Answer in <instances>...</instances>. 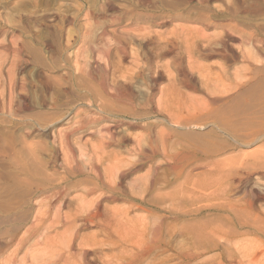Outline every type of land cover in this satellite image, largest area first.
Wrapping results in <instances>:
<instances>
[{"label":"rangeland","instance_id":"rangeland-1","mask_svg":"<svg viewBox=\"0 0 264 264\" xmlns=\"http://www.w3.org/2000/svg\"><path fill=\"white\" fill-rule=\"evenodd\" d=\"M143 1H144V4L142 3ZM143 1L142 0H0V47H1L0 48V59L3 55H6L4 54L6 52L4 51L5 49H8L9 47L10 48L21 47L23 50L26 46L23 53H24L25 60L27 61V64H28V65L26 64L23 67H21L20 70L17 71L18 73L17 72L15 73V75H17L16 77L18 79V82L22 83L24 86L23 94L27 98L28 108L23 111L19 110L20 107L18 103L17 105H12L9 99L10 86L8 84L9 82L8 72L10 69H12L13 57L11 55H12L13 49H11L10 56L8 57V61H6L5 63L2 62L3 65L0 68L1 69V74H0V109H1L0 110V264H18V263L19 264H50L48 263V261H50L51 258H47L48 255H47V252H45L47 251L46 248H48L46 246L49 245V244L47 245V242L48 243L49 241L52 242V240L55 241L59 237H60V240H58V242L56 241L55 242L58 244H61L64 242L63 240L65 237V233L63 232L64 229H62L61 226H56L54 224H51L52 222L50 221L46 223L47 226L45 224L44 228L41 227V230L43 231L42 232L40 230L42 232L41 234L37 233L38 236L37 235L35 237L31 236L29 238L30 240L27 239L25 241L24 243L25 247L17 248L18 247L17 244L19 240L22 237H24V234L26 235V232L30 229V227L33 228L36 222V218H35L37 216L36 213H38V210H39L38 206H40L39 204L41 203L40 200L43 201L42 200L43 197H40L41 196L40 193H37V192L34 193L36 189H38L36 187H39L40 184H42L45 181V178H47V180H49L50 178H53V180L55 181V179L58 177L59 174H60L59 175L60 177L63 176L62 174L63 170L61 169V165L62 163H64L63 161H65L64 160L65 154L62 151H60V149L62 148L59 144V141L57 143L56 142L54 143V139H53L54 135H58L59 134L58 132L59 131L62 132V130L64 132L67 128H68L67 130H69V127H72V128L76 127L78 121H81L85 118L91 117V119H94L95 117V119H101L100 120L101 125L99 127H95V128L93 127L87 132H84L85 134L79 133L71 137L72 145L77 151L78 160L83 162L86 165H88L87 162L92 157L95 158V161L98 162L99 160V162H101L100 164L102 168H108L109 166H111L114 163V160H116L115 157H117L118 159L119 158L125 159L130 163H134L137 160V158L136 156L132 154H135L133 152V149H134L136 142L141 140L140 142H142V144L144 145L146 144L145 142L148 141V138L151 137L153 142H158V144L161 145L162 144L161 138H164L166 133H167L166 135L167 145L169 146V144L170 145L172 144L169 147V148L172 147L171 149H169L170 152L172 154H176L177 152H182L183 154H186L187 156H191V161H193L192 167L198 166L196 165L197 163H195L197 161L195 160L197 159L196 157L203 155L204 151L208 152L209 156L206 157L207 158L206 164H208V167L205 169H198L194 171V173L192 174L193 175L192 177L194 178L190 177L189 182H187L185 176L181 178L180 180H177V183L175 184V188H177L180 191L181 188L184 187V185H187L186 183H189V184L190 182L195 183L196 186L194 187H195L196 192H195L194 197L196 201L198 200L196 202V207H198L199 209L200 208L202 209L203 207L204 209V207L206 206L205 207L206 210H204L205 211L204 215H210L209 219H212L215 217H212L214 212L208 206H210V204L216 205V206L220 205V203H222L221 202L222 199L225 197L224 188L226 186L225 184H224V187L222 185L224 183L223 182L224 179L222 180L219 177L220 176L219 174L221 171L223 170L229 171L228 170L229 168L232 169V170L230 169V171L233 174H235V176H233L232 179H230V182H229L230 184L234 182L233 180L234 177L237 183L243 182L242 190H239L240 192L234 191L232 194V198L234 196L235 199H241V197H244L247 189H248L247 192H251V190H254V187L256 189V187L260 186L262 182L264 184V180H263L264 173H261L259 169L255 171H253L254 169L252 170L253 166L258 164V162L262 164L264 163V161H262L264 160V83H262V86L257 87L254 92H251V96L249 98H242L241 100H237L238 102L234 101L225 106H220V105L209 106V103L207 102L208 100H206L207 98H205L207 88L204 87L206 86L205 85L207 81L206 79L209 78L208 75H211L212 77L213 72L214 74H216V71L220 69L219 65L220 67L222 65V67H226V68L229 66L227 68V71H229L230 75L234 77V75L237 74V69H239L238 70L239 73H242L241 71L246 69L248 65L240 61H237L236 64L235 62L225 63V60L223 61V59H221L220 57L218 58L216 56L212 59L203 58L199 56H195L197 58L194 57L190 59L188 53L183 49L181 51V56H180L181 60H179V62H182L183 60L184 62V64L182 62L183 67H185L187 71H189L190 73L192 72V74H194V76L198 79L197 80L198 82L189 84L190 86L189 85L184 86L183 84H179L180 83L179 82L177 83L178 87L177 86L174 87L175 90H177V92L175 91L173 93L174 89L170 88L171 87L170 82H169L170 80H168V78L174 77L178 80L182 78L181 76H179L181 75V73L179 74L177 73V72H180L179 69H177L178 70L177 71L175 70L176 67H173L171 65L174 62L173 60L177 56L176 54L177 52L176 51H174V53L167 52V51L164 52L163 49H161L162 45L160 44L163 42V40L167 38H173V36H175L174 33H177L176 34L177 36H175L174 39L178 40V37H179L180 40L183 42V44L181 43V41L179 42V40L178 42L181 43L183 48H185L186 46L185 39H191L190 37L193 34H194L193 37H195V36H200L202 34L213 35V34L221 33V29L219 28H215L213 26L211 28L209 27L207 28L204 24H201L199 21H196L197 19L192 18L191 20H189L187 19V17L189 18L192 16L194 17L197 13L207 11L205 10V7L209 5H210L209 10L211 12L208 10V13L213 16L214 9L224 10L226 7H231L233 0H230V1L228 0H211V1L208 0L207 2L209 4H207V2H204L206 4L202 3L204 6L202 4L201 6L199 5V3L202 0H149V2H147L148 0H143ZM240 5H242V7H245L247 5L248 7L247 6L246 7L249 8V7H254L257 4L250 0H240ZM201 8L204 10H201ZM136 14H138L139 16H137ZM169 14H171L172 16ZM151 15L155 20L151 17ZM158 15H161L162 18H160ZM173 15L176 16V18ZM240 16L244 17L243 24H241L240 27L244 29L246 32H251L254 29V25L264 24L263 14L262 15L260 14V16L259 15L248 16V14L246 13V14H240ZM214 17H216V15H214ZM221 18L222 16L221 17L217 16L215 18V21L216 19L218 20L216 21L217 25H219V23L220 24L222 23ZM91 22H93V24ZM96 23H99V24H96ZM94 24L97 27L100 25L98 27L99 29L104 28L107 35L104 38H102L103 39L102 40L100 37V33H99L100 31H97L95 33L93 31L91 34L92 35L91 38L95 39L94 41L96 42L97 46H99V48L104 47V45L105 46L111 45L110 55L111 54L112 55L110 56L109 61L111 62L112 65L109 64L108 62L109 65L106 67L107 65L106 61L101 60V59L98 60L99 64L98 62L95 63L90 58V54H86L84 55V60L88 62H90L91 60L93 64L92 69L98 70V71L93 70L95 80H90V79L86 80L83 78H80L79 80V77H78L76 78L77 82L75 80L72 83V82H69V80H66L65 78L63 79L60 78L66 75V73H68V71H71V70L63 68L62 67L63 64L60 63L59 60L52 58V56H49L48 47L45 44L51 40L62 42L68 37V35H73V36L78 35L80 37L79 43L69 48L68 49L69 51L66 50L65 52L66 58L69 59L71 64L74 65L75 55L78 53L80 47L82 46V40L87 37L85 28L87 26H92L93 28H95V31L98 30ZM160 24H162V26ZM174 29L176 30L175 32L173 31ZM59 30H62V31L60 32ZM172 31L174 33H171ZM186 33H188L189 35ZM51 35L54 36V38ZM146 35L148 38L146 37ZM115 41L117 42L122 41L125 44L127 52H129L128 56L123 57L120 54L118 49H116ZM23 43L27 44L28 46L24 45ZM4 46L6 48H4ZM158 47H160L159 49L163 51V52L161 51L162 54L160 53V50L158 49ZM144 49H146L145 50L146 52L144 51ZM158 53L160 54V57H157L159 55ZM96 54L97 52H95V55ZM3 59H5V57ZM220 60H222L224 63L221 62ZM262 60L264 61L263 58L261 59V61ZM102 61H104V64L102 63ZM167 63L170 64V65L168 64L170 68H168V65L166 66ZM148 64L151 67V69H148L147 67ZM189 64L193 67L191 68ZM199 64H201V66H205L206 68L207 66L211 67V69L213 67L212 69L213 72L212 70L208 71L204 69V71L206 70L204 73V71H202L203 68L199 67ZM144 65L146 67H144ZM194 65L196 67H194ZM156 66L158 69L156 68ZM197 67H199L201 70L198 69ZM215 67L217 69H215ZM167 68L169 71L166 72ZM157 70L159 71L161 70V72H163L165 76L163 78H160V82H157V80L159 79H157L156 82H152L153 78H155L156 76ZM134 71H135V74H133ZM147 71L149 72L151 71V72L149 73ZM210 71L212 73H210ZM71 72L72 73L74 72L73 74L75 75L78 74L77 71H71ZM207 73L208 75H206L207 76L206 78V76L204 75ZM232 73H235V74H232ZM132 74L134 76H132ZM137 74L143 77L142 78L140 76L137 77L138 76ZM48 76L50 77V79L47 78ZM101 76L103 77L101 78ZM149 77H152V78H149ZM121 78L124 81H122ZM97 79L100 81L98 82ZM125 80H126V83H125ZM42 81H43L42 83L43 85L40 86L41 85L40 82ZM78 81H80L81 83ZM82 82L83 83L85 82V83L82 84ZM93 82L99 83V84L101 83V84L100 85L98 84L99 87L97 88L96 87L97 84H94V86L92 85ZM118 82L120 85L118 84ZM59 83H62V84L59 85ZM102 83L103 84L107 83L105 84L106 87L107 85H109L112 88H110L109 86L108 88H106L104 87L105 85H103V87L101 88ZM153 83L155 84L154 86H153ZM45 84H48L50 86V89H48L47 92H45L44 87H43ZM116 84H117V87L119 86L118 93L117 91L114 93V88H116L115 90L118 89L116 87ZM86 85H88L87 89L85 88ZM180 85H181V88L179 91L178 88L180 87ZM212 85H213L212 83L208 85L211 90L218 89L217 91H220V92L224 91V90H220L219 88L216 89L215 86L214 85L212 86ZM55 86L57 87L54 88ZM72 86L75 87V90L71 89ZM126 86L128 87V89ZM121 87L122 89H120ZM170 89H172L173 91ZM76 90L77 92H75ZM110 91H112L115 96L113 95L112 92L110 94ZM169 91H171L172 94H175V95H172L171 92L169 93ZM178 91L180 92L181 95L178 93ZM164 92L166 94H164ZM28 94L30 96H28ZM107 94L108 96H106ZM72 95H75V96H72ZM4 96H6V99H4ZM69 96L70 98L73 97L74 99L73 98L72 99L74 101L70 100V98H68ZM116 96L119 98H117ZM131 96H132V101H130ZM125 97L127 100L125 99ZM58 98L59 99L61 98L60 99L61 102ZM66 99H68V101L65 102ZM69 100L70 102H73L74 104L70 103ZM202 100L203 102L207 103V105L206 103H204L206 106L202 103ZM44 101H45V104L43 105ZM50 101H53V102H50ZM55 102H58L61 104L59 108H56V110L53 109L52 107V104ZM30 103L33 105H31ZM63 104L64 106H62ZM218 106L220 107L218 108ZM211 107L213 108L212 111H210ZM214 107H217V109ZM35 111H38V112L36 113ZM33 112L36 113L35 116L33 115ZM173 113H176L178 116ZM37 114H40V115L42 114V115L39 116L38 118ZM35 117L38 118V120ZM41 119H43L44 121H42ZM102 119H105V120H102ZM173 119L174 121H172ZM36 120L38 122L40 121L39 123L41 124L36 122ZM41 121L43 122V124ZM187 122L189 123V125H191L190 127ZM74 123H76V125ZM186 123L188 126H186ZM106 125L107 127L111 128V131L114 133L116 138H118V140L126 136L130 142L128 141L127 143H124L121 145L113 144L103 149V147H101V135L103 134L99 133L98 129H100L101 126H106ZM93 131L95 133H92ZM77 139H79V141ZM41 140H43L44 142ZM42 142L43 144H41ZM80 143L82 147L86 143L85 144L86 147L82 149V147L79 146V148H81L79 149L78 145H80ZM29 145L30 147L32 146L33 147L30 148L28 147ZM48 145L50 146V148ZM38 146H40V148ZM35 148H37V150ZM45 148H48V149H45ZM54 148L55 150L58 149L57 151H59V153L56 151L55 153ZM44 149L45 151L41 152ZM100 149H103V150H100ZM30 150H34V152L30 153L31 152ZM48 150H50V152ZM54 157H56V159ZM57 158L59 159L60 162L56 161L58 160ZM26 160H29V161L26 162ZM38 160L39 161L41 160L43 164L41 162L39 163ZM161 160L162 162L163 161L165 162V163L161 162L164 165L160 163ZM154 161H153L154 163L147 162L146 163L147 165L146 164L144 165L145 168L142 166L140 168V171L138 170L139 172H137L136 175L130 176V179L132 178L134 179L136 177H139L140 175L141 177L147 175L149 169L152 167L150 165H152L153 163L154 164L153 166H157V167L159 166L158 167L159 169L157 171L158 175L160 176L158 182H160L161 184L164 183L163 185L158 183L157 189H160L162 187H163L162 189H164L166 179L172 177V175H170L169 177V172L167 170L169 169V167L173 166V164L172 162H170L169 159H160V160L158 159ZM217 162H221L224 164H221V163L217 164ZM159 163L163 167L158 165ZM213 164L215 165V167L213 166ZM239 167L241 168V170ZM35 168H37L36 170L39 173H37ZM246 169L248 170V172ZM28 170L32 171V176H29V173L31 175V172H29ZM33 170H35L36 172H34ZM57 170H59L58 174L56 173ZM237 170L238 172L241 171L240 174L237 172ZM42 171L44 172V174L42 173ZM45 171L50 172V173H47ZM52 173L54 174L56 173V174L54 175ZM209 173L211 174L213 173L211 176L215 175V177L213 178L211 177L213 180L210 177H208L210 176ZM33 174L37 176H33ZM40 175L41 177L43 176L44 179H40L41 178V177L39 178ZM200 176L202 177L200 178ZM204 176H206L208 179H206ZM246 176L247 177L249 176L248 178L249 179L251 178V180H249ZM32 177H35V178L38 177L39 179L38 178L33 179ZM196 177H198L201 180L199 181V179H197ZM185 180L186 182H184ZM202 181H203V184L201 183ZM31 182L33 184L30 187ZM34 182L38 183L37 184L38 186L34 185ZM127 182L129 183V180L126 181V183ZM45 183L46 182H44V184ZM192 183L189 185V187L187 186V188L194 190V188H191L193 187L192 185H194ZM197 183L200 186L201 185L206 186L205 187L206 189H208L207 187H209L210 185L212 186L213 183H214L213 185L218 184V186L221 184L220 185L221 187L219 186L218 188L219 190L217 191V193L218 192L220 193L218 195L217 193L216 195H213V196L210 195V197H206V198L202 197V194L197 193L201 189L202 186L201 187L199 186L200 188H198ZM207 183H210V184L208 185ZM205 184H207L208 186ZM26 185L27 186L29 185L28 186L29 189L28 187H25ZM20 186H21V189L19 188ZM72 187H73V183H72ZM74 187L70 190L71 193H69L67 207H65L62 210L63 216H65L66 213L75 211L76 208H78L80 204L79 198L83 196L84 185H81V187L79 186H74ZM197 188L199 190H197ZM221 189H223L222 192H221ZM27 191H29V193ZM155 193L156 192H154L152 196H155L156 195ZM250 197L251 196H249V199ZM74 199L76 200L74 201ZM88 199L87 201H92V199L94 198L89 197ZM124 205L126 204L116 203V204H110L109 206H111V208L112 207L123 208ZM257 205L258 207H261L260 209H263L262 211L264 212V204L262 202H258ZM68 206H71V207L68 208ZM207 208L209 209L207 210ZM134 214L136 213H133V215ZM137 215L139 217H144V216L146 217L145 214H141V213H137L135 216ZM49 223L50 225H48ZM37 224L38 222H36L35 225L37 226ZM184 224L186 223H180L178 225L179 226L178 231L181 235L178 233V235L176 236L177 240H175L176 241L175 244L178 245L177 251L180 253L186 251L190 247L188 244V241L185 239L182 232L180 231L182 229V226H184ZM218 225H221V223L220 222L216 223V228L220 229L221 226H218ZM45 227L47 228L45 229ZM50 227H52L53 229ZM58 227L60 228V230L58 229ZM54 228H56L57 230H54ZM96 231H97L96 228L90 227L88 229L83 230L82 231L83 233H81V235H85L86 233L92 234L93 232L95 233ZM57 234L58 236L59 234H62V235L59 237L57 236L58 238H56ZM40 235H42L43 238ZM46 236H48L49 238L47 237L46 239L45 238ZM16 239L18 242L16 241ZM45 239L47 242L45 241ZM250 241H251L250 239L236 240L234 242L235 245L233 246V248L239 251V249L249 246L251 244ZM256 247L257 246L254 244L253 249H255ZM16 249H17V252L15 254L14 251ZM31 251H34L33 254L35 255L37 254L35 258H30V255L32 254ZM221 251L223 250L221 249ZM43 252H45V254ZM220 253H221L220 251H214L212 253L206 254L195 264H219ZM26 255H28L29 257L27 261L24 262V258ZM167 255H168L167 253H164L163 255L154 254L153 255L154 257L152 256V259L153 260L164 259ZM13 256H15V258H13ZM49 257H52V255L50 254ZM179 264H183V263H179Z\"/></svg>","mask_w":264,"mask_h":264},{"label":"bare ground","instance_id":"bare-ground-1","mask_svg":"<svg viewBox=\"0 0 264 264\" xmlns=\"http://www.w3.org/2000/svg\"><path fill=\"white\" fill-rule=\"evenodd\" d=\"M202 1L201 2L199 1L200 6L202 3L207 2L208 0H202ZM228 1H230V0H228ZM250 1L256 3L258 6L255 5L257 7L254 6V7L247 8L248 6L246 5L247 7L246 6L242 7V5H240V0H233V2L231 1L232 2L231 7H226L224 10L214 9L213 10V16L208 13V10L210 9V5H209V6H207L208 8L205 7V10H207V11L197 13L194 17L193 16L190 18L187 17V19H189V20H191L192 18L197 19L196 21H199L201 24H204L207 28L208 27L211 28L212 26L215 28H219V29H221V33H217V34H213V35L202 34L200 36H195V37H193V35H194L193 34L190 37L191 39H185L186 40L185 48L182 47L181 43L183 44V42L180 40L179 37H178V40H179V42L181 41V43H179L178 40L174 39V37L177 36L176 35L177 33H174L176 31L175 29L173 30L174 32L173 31L171 32V33L175 34V36L171 35V36H173V38H167L165 40L162 39L163 42L160 44L162 45L161 49H163L164 52H166V51L167 52H173V53H174V51L177 52L176 53L177 56L174 60L172 59L174 62L171 65L173 67H176L175 70L179 69L180 72H177V73L178 74L181 73V75H179V76H181L182 78L180 80H178L174 77L173 78L169 77L170 79L168 78V80H170L169 81L170 86H171L170 88L174 89V91L172 89H170L173 91V93L175 91L177 92V90H175L174 87H176V86L178 87L177 83H179V82H180L179 84H183L184 86L198 82L197 81L198 79L194 76V74H192V72L190 73L189 71H187V69L185 67H183V64H184L183 60H182L183 64H182V62H179V60H181L180 56H181V51L183 49L188 53L190 59L194 58L195 56L212 59L216 56L218 58L220 57L221 59H223V61L225 60V63H227V62L228 63H234L235 62V64H236L237 61H240V62L248 65V67H246V69H244V70L240 69V70H242L241 71L242 73H239L238 72L239 69H237V74H235L236 72L232 73V74H235L234 77H232L230 75V72L227 71V68L229 66L226 68V67H222V65L220 67V65H219V68H220L218 70L219 72L216 71V74H214V72L212 70L213 67H212V69H211V67H208V66L206 68L205 66H201V64H199V67L203 68L202 71H204V69H206L208 71L212 70V72H213L212 77H211V75H208V73L204 75V76H206V75L209 76V78L206 79L207 80L206 84L204 82V84L206 85L204 87L207 88L205 98H207L206 100H208L207 102L209 103V106H217V105L225 106V105H228L234 101L238 102L237 100H241L242 98H249L251 96V92H254L257 87L262 86V83H264V61L263 60L261 61L262 58L264 59V35H263L264 24L254 25V29L252 28L253 30L251 32H246L244 29H242L240 27V25L243 24V21H244V17L240 16V14H246L247 13L248 16H257V15L260 16V14L264 15V0H250ZM147 2H149V0ZM142 3L144 4V1ZM148 4H150V3H148ZM204 4H206V3H204ZM207 4H209V3L207 2ZM201 10H204V9L201 8ZM136 15L139 16L138 14H136ZM169 15H171V14H169ZM214 15H216V17L222 16V18H221L222 23L221 24L219 23V25H217L216 21H218V20L216 19V21H215L216 17H214ZM158 16L160 18H162L161 15H158ZM151 17H152V15H151ZM174 17L176 18V16H174ZM66 20H67V18H66ZM91 20H93V19H91ZM91 23L93 24V22H91ZM96 24H99V23H96ZM160 25L162 26V24H160ZM92 26H87L85 28L87 37L84 39L82 38L83 39L82 40V46L80 47L78 53L75 55L74 65L71 64L69 59L66 58L65 52L69 48H71L74 45H77L79 43L80 37L78 35L77 36L68 35V37L62 42H58L56 40H51L45 44L48 47L49 56H52V58L59 60L60 63L63 64V66H62L63 68H66V69L71 70V71H77V73H78L75 75V74H73L74 72L72 73L71 71H68V73H66V75H64L60 78H62V79L65 78L66 80H69V82H72V83L78 77H79V80H80V78H83L86 80H88V79L95 80L93 70L96 71L97 69H92L93 64H92L91 60H90V62L84 60V55H86V54H90V58L95 63L98 62L99 59H101V60L106 61V64H107L106 67L109 64H111V62L109 61L110 56L112 55V54L110 55L111 45H106V46L104 45V47L99 48V46H97L96 42L94 41L95 39L91 38V36H92L91 34L93 31H94V33L97 31H100L99 33H100V37L102 39L107 35L106 31L104 30V28L99 29L98 27L100 25L98 27L95 25V27H97V29H98L95 31V28H93ZM105 28H106V26H105ZM216 30H218V29H216ZM59 31L61 32L62 30H59ZM262 31H263V33H262ZM186 34H188V33H186ZM186 34H185V36H186ZM147 35H146V37H147ZM166 36H167V34H166ZM52 37L54 38V36H52ZM142 37H143V35H142ZM181 38H182V36H181ZM97 42H99V41H97ZM24 45H27V44H24ZM115 46H116V49H118V51L120 52V54L123 57L128 56L129 52H127L125 44L122 41H118V42L115 41ZM4 48H6V47L4 46ZM9 48L4 50V51H6L4 53L6 55H3L0 59V68L3 65V63L8 61V57L10 56L11 49H13L12 55H11L13 57L12 69H10L8 72V81H9L8 84L10 86L9 99H10V103L12 105H17V103H18V105L20 107L19 110L23 111V110H26L28 108L27 98L23 94L24 86L22 83L18 82V79L16 77L17 75H15V73L18 70H20L21 67H23L24 65L27 64V61L25 60L24 53H23L26 46H25V48L23 47L24 48L23 50L21 47H14V48H10V49ZM159 48L160 47H158V49ZM161 49H159L160 53L162 51ZM95 50H97V51H95ZM145 50L146 49H144V51ZM112 51H113V49H112ZM144 51H142V52H144ZM95 52H97L96 55H95ZM4 57H5V59H3ZM131 57H132V55H131ZM157 57H160V54ZM173 58H174V56H173ZM195 58H197V57H195ZM154 59H152V60H154ZM146 61H147V59H146ZM220 61L223 62L222 60H220ZM108 62H109V64H108ZM188 62H190V61H188ZM28 63H30V62H28ZM72 63H73V61H72ZM102 63L104 64V61H102ZM98 64H99V62H98ZM149 64L147 65V67H148V69H151ZM168 64L169 63H167L166 66ZM169 65H168V68H170ZM228 65H230V64H228ZM189 66H191V65L189 64ZM119 67H120V65H119ZM134 67H136V66H134ZM144 67H146V66L144 65ZM162 67H163V65H162ZM192 67L193 66H191V68ZM194 67H196V66L194 65ZM199 67H197V68L200 69ZM216 67H215V69H217ZM156 68H157V66H156ZM168 68H167L166 72L169 71ZM159 69H160V67H159ZM106 70H107V68H106ZM113 71H114V69H113ZM205 71H204V73H205ZM19 72H21V71H19ZM147 72H149V71H147ZM212 72L210 71V73H212ZM63 73H64V71H63ZM0 74H1V69H0ZM133 74H135V71ZM133 74H132V76H134ZM139 76L140 75H138L137 77H139ZM164 76L165 75L163 74V72H161V70L160 71L157 70L156 76H155V78H153L152 82H156L157 79H159V80H157V82H160V78H163ZM102 77L103 76H101V78ZM47 78L50 79L49 76ZM149 78H152V77H149ZM206 78H207V76H206ZM99 79H100V77H99ZM43 81L40 82V84H41L40 86L43 85L42 84ZM99 81L100 80H98V82ZM105 81H107V80H105ZM122 81H124V80L122 79ZM76 82H77V80H76ZM78 82H80V81H78ZM112 82H114V81H112ZM84 83L82 82V84H84ZM125 83H126V80H125ZM210 83H212L216 89L219 88L220 90H224V91L223 92L217 91L218 89L217 90H211L208 86ZM61 84L62 83H59V85H61ZM94 84H97V86H96L97 88L99 87L98 86L99 83L93 82L92 85L94 86ZM105 84H107V83H105ZM105 84L102 83L101 88ZM118 84H119V82H118ZM154 85L155 84L153 83V86ZM108 86L109 85H107V87H106V85H105L104 87L108 88ZM43 87H44L45 92H47L48 89H50V86L48 84H45ZM56 87L57 86H55L54 88H56ZM114 87H115V85H114ZM116 87H117V84H116ZM85 88L87 89L88 85H86ZM110 88H112V87H110ZM153 88H155V87H153ZM180 88H181V85L178 88L179 91H180ZM71 89L75 90V87L72 86ZM92 89H93V87H92ZM115 89L116 88H114V93L116 91L118 93L119 88L117 90H115ZM120 89H122V87ZM127 89H128V87H127ZM99 90H100V88H99ZM155 90H157V89H155ZM101 91H102V89H101ZM179 91H178V93L180 94ZM75 92H77V90ZM94 92H95V90H94ZM111 92L112 91H110V94H111ZM120 92H122V91H120ZM170 92L171 91H169V93ZM114 93H113V95H114ZM164 94H166V93L164 92ZM171 94H172V92H171ZM120 95H121V93H120ZM123 95H124V93H123ZM162 95H163V93H162ZM172 95H175V94H172ZM28 96H30V95L28 94ZM55 96H57V95H55ZM72 96H75V95H72ZM79 96H81V95H79ZM106 96H108V94ZM132 96H131L130 101H132ZM51 97H53V96H51ZM68 98H70V96ZM72 98H70V100L74 99V98L73 99ZM78 98H80V97H78ZM117 98H119V97H117ZM4 99H6V96H4ZM125 99H126V97H125ZM70 100H69V102H70ZM66 101H68V99H66L65 102ZM50 102H53V101H50ZM60 102H61V100H60ZM70 103L74 104L73 102H70ZM199 103H201V102H199ZM202 103L204 104L206 102H203V100H202ZM44 104H45V101L43 102V105ZM31 105H33V104H31ZM60 105H61L60 103L55 102L52 104V107H53V109L56 110V108H59ZM206 105H207V103H206ZM62 106H64V104ZM220 106H218V108ZM214 108L217 109V107H214ZM132 109H134V108H132ZM179 109H181V108H179ZM212 109L213 108L211 107L210 111H212ZM216 111H218V110H216ZM35 112L37 113L38 111H35ZM36 113L33 112V115L35 116ZM173 114H176V113H173ZM177 114H178V112H177ZM41 115L37 114L38 118ZM57 116H58V114H57ZM174 117H175V115H174ZM38 118H36V119L38 120ZM40 118H42V117H40ZM32 119H34V118H32ZM43 119H45V118H43ZM43 119H41V120L44 121ZM37 120H36V122H38ZM100 120L101 119H95V117H94V119H91V117L85 118L81 121H78V123L76 122L77 125H76V123H74L76 125V127H73V128L69 127V130H67L68 129L67 128L66 129L67 131L65 130L63 132V130H62V132L61 131L58 132L59 133L58 135H54V138H53L54 143L55 142L57 143L59 141V144L62 148V149H60V151H62L65 154V157H64L65 161H63L64 163H62V165H61V169L63 170V172H62L63 176L60 177L59 176L60 174H59L58 175L59 178L57 177L58 179L55 176V178L57 179V180L55 179V181L53 180V178H50V177H49L50 178L49 180H47V178H45V181H44V182H46L45 184L43 181H41L43 183L40 184L39 187L35 186L38 189H36V191L35 192L33 191V192L34 193H36V192L40 193L41 194L40 197H43V199L41 198L43 201L40 200L41 203L39 204L40 206H38L39 210L37 209L38 213H36L37 216L35 217L36 222H38V224L36 226L35 225L36 222L34 221L35 222L34 226L31 224L33 226V228L30 227V229L26 232V235L24 234V237H22L19 240V242L16 239V241L18 242L17 248L25 247V245H24L25 241L27 239H29L31 236L35 237L36 235L38 236L39 233L41 234L43 232L41 230V227L44 228V225L51 221L52 222L51 224H54L56 226H61L62 229H64L63 232L65 233V237L63 239L64 242L61 244H58L56 242H58V240H60L59 236H61L62 234H59V236H58V234L56 235V238L59 237L58 239L55 240L56 242L52 240V242L49 241V243H48L46 241L48 236L45 237L46 238L45 241L47 242V245L49 244L48 246H46L48 248H46L47 251H45V252H47V255H48L47 258H51L50 261H48V263H50V264L51 263H53V264H179V263L195 264L203 256H205L206 254L212 253L214 251H220L221 252L219 255V258H220L219 264H264V212L262 211L263 209H260L261 207H258V205H257L258 202H262L264 204V184H263V182H262V184H260V186L256 187V189H255V187H254V190L250 189L251 192H247L248 189L246 190V188H245V190H246L245 196L241 197V199H235L234 196L232 198V194L234 191L237 192L239 190H242L243 182L237 183L236 179L234 177L233 180L236 183L233 182L230 184L229 183L230 179H232V177L235 176V174H233L230 171L231 168L228 169V167H227V169L229 171H226V170L221 171L219 174L220 175L219 177L222 180L224 179L223 180L224 183L222 185H223V187H224V184L226 186L224 188L225 189V191H224L225 197L222 199V201H221L222 203H220V205L216 206V205L210 204V206H208L214 212L212 217H215V218L209 219L210 215H204V212H205L204 210H206L205 205H204L205 206L204 209H203V207H202V209L201 208L199 209L198 207H196V202L198 200L196 201V199L194 197L195 192H196L195 187H194V186H196L195 183L190 182V184L191 183L194 184V185H192L193 187H191V188H194L195 191L187 188V186L189 187V185H190L189 183H186L187 185H184V187H182L180 191L177 188H175V184L177 183V180H180L181 178H183L185 176L187 182H189L190 177L193 176L192 174L194 173V171H196L198 169H205L208 167V164H206L207 163L206 157L209 156L208 152L204 151V153H203L200 150L203 153V155H200V156L196 157L197 159H195V160H197L195 163H197L196 165H198V166L192 167L193 161H191V156H187L186 154H183L182 152H177L176 154H172L170 152L169 149H171L172 147L171 148H169V147L172 144L171 145L169 144V146L167 145V137H166L167 133H166V135L163 133L165 135V137L164 138H161L162 136L160 137L162 139L161 145H159L158 142H153L151 137H149L148 141L145 142L147 145L146 144L143 145L142 142H140L141 140L135 143V146L133 149V152L135 154H132V155L136 156L137 160L134 163H130L125 159H120V158L118 159L117 157H115L116 160H114V163L111 166H109L108 168H102L101 164H100L101 162H99V160H98V162L95 161V158L92 157L90 160H88V162H87L88 165H86L83 162L78 160L77 151L75 150V148L72 145L71 137L76 135V134H79V133L87 132L88 130H90L93 127L94 128L99 127L101 125ZM102 120H105V119H102ZM172 121H174V119ZM195 121H193V122H195ZM176 123H177V121H176ZM187 123H186V126L189 125V123H188V125H187ZM39 124H41V123H39ZM42 124H43V122H42ZM134 125H135V123H134ZM190 126L191 125H189V127ZM98 130H99L98 131L99 133L103 134V135H101V147H103V149L110 146V145H113V144L121 145V144L127 143L129 141V139L126 136L118 140V138H116L114 133L111 131V128L107 127V125L101 126V128ZM92 133H95V132L93 131ZM152 136H153V134H152ZM168 137H169V135H168ZM79 139H77V140L79 141ZM88 139H90V138H88ZM41 141H43V140H41ZM43 142L41 144H43ZM143 142H144V140H143ZM84 145L82 147L81 143H80V145H78V148L80 146V147H82V149H84L86 147V145L85 146ZM173 145H175V144H173ZM28 147H30V145ZM32 147H30V148H32ZM38 147L40 148V146H38ZM49 148H50V146H49ZM35 149L37 150V148H35ZM45 149H48V148H45ZM45 149L42 150L41 152L45 151ZM79 149H81V148H79ZM103 149H100V150H103ZM57 150H55V148H54V152L56 151L59 153V151H57ZM223 150H225V149H223ZM30 151H31L30 153L34 152V150H30ZM48 151L50 152V150H48ZM81 151H83V150H81ZM80 153H82V152H80ZM64 154H62V155H64ZM128 154H129V152H128ZM54 158L56 159V157H54ZM128 159H130V158H128ZM158 159L159 160L160 159H169L170 162H172V164H173V166L169 167V169L167 170L169 172V177H170V175H172V177L166 179L164 189H162L163 187L162 188L159 187L160 189H157L158 188L157 184L160 183V182H158L160 176L157 173L159 166L158 167L153 166L154 165L153 163L155 162L154 160H158ZM134 160H135V158H134ZM28 161L29 160H26V162H28ZM56 161H59V159ZM200 161H201V163H200ZM262 161H264V160H262ZM40 162H41V160L39 161V163ZM147 162H149V163L153 162L152 165L149 164L152 167L149 169L147 175L142 176V177L140 175L139 177H136L134 179L133 178L130 179V176L136 175L137 172L140 171V168L142 166L144 167V165ZM161 162H162V160L160 161V163ZM160 163L158 165H160V166L164 165L162 163H161L162 164L161 165ZM219 163H221V162H217V164H219ZM259 163L260 162H258V164L253 166L252 170L254 169L253 171H255V170L259 169L261 173H264V163L263 164L262 163L259 164ZM46 164H45V166H46ZM56 164H57V162H56ZM166 164H167V162H166ZM221 164H224V163H221ZM51 166H53V165H51ZM213 166L215 167L214 164H213ZM50 168H48V169H50ZM239 168H237V169H239ZM36 169L37 168H35V170ZM35 170H33V171L36 172L37 170L36 171ZM59 170H57V172H56L57 174H58ZM240 170H241V168H240ZM26 171H27V169H26ZM28 171L31 172V175L29 173V176H32V171H30V170H28ZM45 172H47V171H45ZM210 172H212V171H210ZM237 172H238V170H237ZM240 172H238V173L240 174ZM247 172H248V170H247ZM249 172H250V170H249ZM37 173H39V172L37 171ZM42 173L44 174L43 171H42ZM47 173H50V172H47ZM52 174H54V173H52ZM209 174H210V176H208V177H210V178L215 177V175L211 176L213 173L212 174L209 173ZM41 175L39 176V178L41 177ZM33 176H37V175L33 174ZM195 176H197V175H195ZM263 176H264V174H263ZM201 177L202 176H200V178ZM204 177L206 179H208L206 176H204ZM216 177H218V176H216ZM32 178L37 179L38 177H36V178L32 177ZM192 178H194V177H192ZM196 178L199 179L198 177H196ZM40 179H44L43 176ZM128 180H129V183L128 182L126 183V181H128ZM186 180L184 182H186ZM200 180L201 179H199V181ZM249 180H251V178ZM39 182H40V180H39ZM218 182H216V183H218ZM248 182H250V181H248ZM72 183H73V187L74 186L81 187V185H84L83 196L79 198L80 204H79L78 208H76L74 206L76 208L75 211H71L69 213H66V215L63 216L62 210L65 207H67L69 193H71L70 190L73 188ZM201 183L203 184V181ZM204 183H206V182H204ZM32 184H33L32 182H31V185L29 184L30 187L32 186ZM37 184L38 183L34 182V185H37ZM163 184H161V185H163ZM207 184L209 185L210 183H207ZM207 184H205V185H207ZM213 184H212V186L210 185L211 187L210 186L207 187L208 189L205 188L206 186L203 185L204 186L203 187L201 185L202 186L201 187L198 184V188L201 187V189L199 190L197 188V190H199L197 193L202 194V197H205V198L210 197V195H212V196L216 195L217 191L219 190L218 188L221 184L219 183L220 184L219 186H218V184L217 185H213ZM28 186L26 185L25 187H28ZM19 188L21 189V186ZM74 188H76V187H74ZM28 189H29V187H28ZM30 190H31V188H30ZM222 190L223 189H221V192H222ZM80 191H81V189H80ZM27 192L29 193V191H27ZM154 192H156L155 193L156 195L154 194L155 196H152V194ZM207 192H209V193H207ZM219 193L220 192H218L217 195ZM36 195H38V194H36ZM221 196H220V198H221ZM249 196H251L250 199H249ZM89 197H92L94 199H92V201H87V199ZM188 197H190V198H188ZM215 197H217V196H215ZM218 198H219V196H218ZM75 200L76 199H74V201ZM116 203H123L126 205H124L123 208H114V207L111 208V206H109L110 204H116ZM259 204H261V203H259ZM69 207H71V206H68V208ZM209 208H207V210ZM133 213L145 214L146 217L145 216L139 217L138 215L135 216L136 214L133 215ZM215 222L221 223V225H218V226H221L220 229L216 228ZM180 223H186V224H184V226H182V229L180 228L181 229L180 231L182 232L183 236L188 241V244L190 246L186 251H184L182 253L177 251L178 245L175 244V242H176L175 240H177L176 236L179 233V231H178L179 226L178 225ZM21 225H22V223H21ZM48 225H50V223ZM46 226H47V224H46ZM90 227L96 228L97 231L95 233L93 232L92 234L86 233L85 235H81V233H83L82 232L83 230L88 229ZM46 228L47 227H45V229ZM50 228H52V227H50ZM56 228H54V230H57ZM58 229L60 230L59 227H58ZM46 235H47V233H46ZM40 236L43 238L42 235H40ZM13 239H15V238H13ZM244 239H250L251 244L247 247H243V248L239 249V251L235 250V248H233V246L235 245L234 242L236 240H244ZM26 244H28V243H26ZM254 244L257 246L255 249H253ZM43 248H45V247H43ZM221 249L223 251H221ZM14 252L16 254L17 249ZM31 252H32V254H31L32 257L30 255V258H35L37 254L36 255L33 254L34 251H31ZM45 252H43V253L45 254ZM28 253H29V251H28ZM164 253L168 254L164 259H159V260L158 259L157 260L152 259V256L154 254L163 255ZM50 254L52 255V257H49ZM15 256H13V258H15ZM23 257H24V255H23ZM28 257H29L28 255L25 256L24 262L27 261ZM44 257H45V255H44Z\"/></svg>","mask_w":264,"mask_h":264}]
</instances>
